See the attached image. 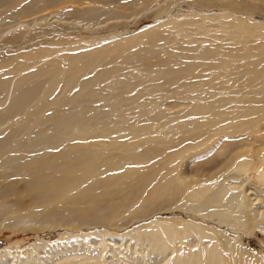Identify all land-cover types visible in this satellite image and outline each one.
<instances>
[{"label":"bare ground","instance_id":"obj_1","mask_svg":"<svg viewBox=\"0 0 264 264\" xmlns=\"http://www.w3.org/2000/svg\"><path fill=\"white\" fill-rule=\"evenodd\" d=\"M178 1L0 0V224L88 228L0 264H260L159 213L264 227V22L241 17L264 0H192L199 12L113 32ZM68 15L113 30L53 33Z\"/></svg>","mask_w":264,"mask_h":264},{"label":"rangeland","instance_id":"obj_2","mask_svg":"<svg viewBox=\"0 0 264 264\" xmlns=\"http://www.w3.org/2000/svg\"><path fill=\"white\" fill-rule=\"evenodd\" d=\"M192 0H179L180 3H175V5L170 10H166L163 13L158 12L156 9H148L144 12L138 13L136 15H131L128 17L127 20L124 21H111L115 25V30H113L112 25L111 28L108 25L111 22H88L85 20H77L73 19V16H69L64 20L63 22H67L69 26L60 27L59 30L56 29L53 33L55 34H62L63 36L67 35L69 36L71 40H79L80 37H88L91 39H95L104 35H108L111 30L116 33H127L130 31H137L141 27L146 25H152L156 23L159 20H162L168 16L174 15L175 10L184 11L185 13L189 12H199V9L197 6L191 5ZM194 7V8H193ZM172 10V11H171ZM197 10V11H196ZM205 12V11H204ZM244 19H251L253 21L257 22H264V12H258L253 15H247L243 14L241 16ZM75 20V22H74ZM53 21V20H52ZM73 22V23H72ZM77 22V24H76ZM121 22V23H120ZM99 23V25H98ZM120 23V24H119ZM101 24V25H100ZM33 25V26H32ZM29 27V31H27L28 35L27 38L32 35L34 30H38L40 28V25L38 22H35L34 24L31 23L27 25ZM32 27V28H30ZM70 29H68V28ZM73 29V30H72ZM33 30V31H31ZM62 30V31H61ZM9 32H7L8 35ZM45 34V33H43ZM6 37V34L4 37H0V40L4 39ZM105 146H114V143L107 142ZM28 196L22 194L21 197H19L22 201L28 200ZM160 216L163 217H169L173 219H182L184 221H192L194 223L201 224L203 226L211 227L215 230H217L218 233H220L224 240H233L237 241L239 246L243 248V250L249 254L250 257L253 259H256L257 262L260 264H263L264 262V227L256 226L248 229V231H245L243 229L235 230L232 229L230 226L220 223L216 218H209V217H203L202 215H199L197 213L191 212V211H185L181 209H170L167 212H161ZM135 222L133 225L140 224V222ZM33 225V226H32ZM132 225V226H133ZM31 226V227H29ZM75 228V227H74ZM94 229V227H91ZM73 229L72 227H66V226H53V225H40V224H29L26 226H6L0 224V252L5 249L10 250H17V249H25L29 247L31 244L38 243V242H46L49 244H56L60 241H66L68 239L73 238L75 235H77L80 232H86L88 230L87 227H81V229ZM111 232H115L113 227L107 228ZM121 233V232H117Z\"/></svg>","mask_w":264,"mask_h":264}]
</instances>
